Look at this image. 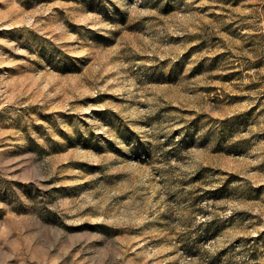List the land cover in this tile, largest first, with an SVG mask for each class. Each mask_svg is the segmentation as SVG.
<instances>
[{"label":"rangeland","instance_id":"obj_1","mask_svg":"<svg viewBox=\"0 0 264 264\" xmlns=\"http://www.w3.org/2000/svg\"><path fill=\"white\" fill-rule=\"evenodd\" d=\"M0 264H264V0H0Z\"/></svg>","mask_w":264,"mask_h":264}]
</instances>
